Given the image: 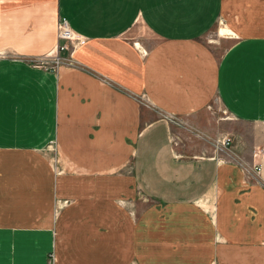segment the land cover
Wrapping results in <instances>:
<instances>
[{"label":"crops","instance_id":"obj_1","mask_svg":"<svg viewBox=\"0 0 264 264\" xmlns=\"http://www.w3.org/2000/svg\"><path fill=\"white\" fill-rule=\"evenodd\" d=\"M222 7L223 0H0V54L14 53L0 55V264H45L50 249L55 264H125V235L138 259L144 234L115 203L130 186L194 210L198 225L179 230V253L168 241L164 256L264 264V156L259 174L244 177L232 161L173 142L185 124L206 125L215 98L228 120L261 127L254 141L264 146V32L234 27L237 36L214 55L201 37ZM259 10L264 18L263 3ZM58 18L80 39L59 51L73 62L37 67L31 59L54 48ZM231 142L240 157L252 146L245 134ZM52 153L64 173L53 175ZM59 197L71 202L53 218Z\"/></svg>","mask_w":264,"mask_h":264},{"label":"rangeland","instance_id":"obj_2","mask_svg":"<svg viewBox=\"0 0 264 264\" xmlns=\"http://www.w3.org/2000/svg\"><path fill=\"white\" fill-rule=\"evenodd\" d=\"M261 3L264 5V1L259 0H223L221 17H219L214 25L202 35L201 40L208 46L214 55L220 56L230 43V39L228 38L237 36L234 32V27H236L238 31L247 32V34H259L261 31L264 32V18H262V13L259 10ZM228 28L233 32V35H228ZM12 54H14L12 51H4L0 55L9 56ZM206 113L204 121L207 126L203 124L200 127H195L196 124L194 125L193 122V124H185V128H179L180 135L176 134V136L173 137V142L179 146H199L201 149L200 153H202H199L200 155L213 156V147L210 142L217 134H229L231 138L235 136L242 137L245 134L252 139V146L249 153L241 157L238 154L232 155L230 152L232 142L228 149L229 152L227 153L231 154L234 159L245 166L252 167V165L261 164L258 159L261 156L252 157L253 153L256 151L255 148L261 147V144L259 145L258 142L255 143L254 141L255 138H258V133H263L261 127H249L228 120L222 106L215 98L208 104ZM50 150L51 147H49L47 151ZM52 155L53 153L49 155L48 164L50 165L53 175H59L61 169L59 168L58 162L55 161V159H53L54 161L52 160V158H54ZM218 157L227 159L223 154H219ZM239 168L241 167L239 166ZM245 176H247L246 173H244V177ZM70 202L71 201L66 198H57L53 204V218L58 215L60 216ZM115 203L122 208L130 222L134 223L135 227H137V229L139 228L140 232L144 234L139 237L138 240L139 250L138 253L135 254L139 255L138 259L132 257V251L130 250L132 247L128 245L129 238L126 235L124 236V251L128 249L126 253L131 254V257L125 264H154L153 262H158L160 264H200L199 259L182 258L180 256L182 253L178 256L175 255V257L164 256V254H162L164 252L163 249H170L168 241H173L175 243L176 247L173 248V250H175L177 254L179 253L178 250L180 249L178 247L181 245L182 240H184L180 239L179 230H184L185 228L187 230H194L198 225L197 222H194V219H196L195 216H191L192 214H190L191 210L194 211L193 209L184 206L175 208L166 207L154 200L143 197L137 192L134 186L128 187L127 193L124 194L123 197L117 198ZM201 203L199 202V205H195V207L199 208ZM129 229L130 227L128 224L124 223L123 230L127 234H129ZM129 243L132 245L134 241L131 240ZM192 245H194V243ZM106 249L111 248L107 246ZM152 251L157 255L153 258H148V255L152 254ZM53 252L52 249L46 252L45 264H47L48 261L50 264H55L56 259ZM136 260H138V263ZM185 261L187 262L185 263Z\"/></svg>","mask_w":264,"mask_h":264},{"label":"built area","instance_id":"obj_3","mask_svg":"<svg viewBox=\"0 0 264 264\" xmlns=\"http://www.w3.org/2000/svg\"><path fill=\"white\" fill-rule=\"evenodd\" d=\"M56 44L54 48L44 55L37 57L35 59H31V62L33 65L41 68H47V69H55L59 65L66 64L70 65L73 61L70 58V56H60L59 51L62 50H68V45L72 42H79V37L76 36L73 31L68 27L65 19L58 18L56 23ZM164 118H166L170 122L176 123L173 118L170 115H162ZM211 146L213 147V157L218 158L219 154H223L226 156L227 160L230 162H234L235 164L239 165L241 167V170L247 174L248 177H256L259 174L260 171V163L257 165H252V167L245 166L240 164V162L234 157H232L231 154H228L229 152V146L231 144V137L228 135H218L215 138L212 139L210 142ZM255 152L253 153L252 157L256 156H262L264 155V146L255 148ZM222 160H225L224 158L219 157ZM237 161V162H236ZM47 264H50L48 261Z\"/></svg>","mask_w":264,"mask_h":264}]
</instances>
